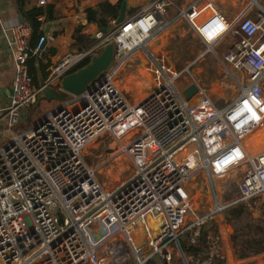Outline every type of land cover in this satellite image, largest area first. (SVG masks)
Instances as JSON below:
<instances>
[{"label":"built area","instance_id":"obj_1","mask_svg":"<svg viewBox=\"0 0 264 264\" xmlns=\"http://www.w3.org/2000/svg\"><path fill=\"white\" fill-rule=\"evenodd\" d=\"M36 3L45 7L49 0ZM167 4L150 0L120 25L113 21L90 47L55 63L38 87L28 60L43 59L46 38L31 47L29 22L11 26L14 80L1 118L8 128L36 104L43 88L62 92L63 76L109 43L114 61L84 93L69 95L0 149V264L223 261L215 255L222 251L219 217L264 195V146L257 148L264 139L249 137L264 127V8L260 0H249L255 18L240 15L233 21L216 10L214 0L181 11L203 50L178 72L155 62L152 89L132 103L117 76L132 53L148 54L146 45L169 26ZM205 11L211 15L203 20ZM207 57L239 92L223 106L211 99L208 78L200 82L194 75ZM181 78L184 85L177 84ZM192 84L197 92L185 99L182 92ZM107 133L116 142L126 140L122 147L132 165L113 189L97 181L83 157L85 147ZM201 173L208 178L212 205L196 214L187 184ZM223 177L236 182L227 202L213 185Z\"/></svg>","mask_w":264,"mask_h":264},{"label":"rangeland","instance_id":"obj_2","mask_svg":"<svg viewBox=\"0 0 264 264\" xmlns=\"http://www.w3.org/2000/svg\"><path fill=\"white\" fill-rule=\"evenodd\" d=\"M171 23L162 33L154 36L146 45L145 49L149 55L145 53L144 50L132 53L127 59L126 65L119 71L117 79L122 87L121 90H123L124 94H126L127 98H129L132 103L139 101L142 94L146 96L152 89L154 85L155 62L178 72L203 50L202 43L186 21L184 23H179V25ZM205 60V62H202L201 65L196 68L194 75L200 82H206L208 78L206 83L209 85L208 93L211 99L217 106H223L226 101L238 95V89L226 75L224 76L220 73V68L216 65L212 57H207ZM143 70H147L149 75H142L141 72H143ZM147 77H150V85L146 83ZM185 83L186 81L181 78L177 84L184 85ZM132 86L136 88L137 94L139 93V95L134 97L131 95L132 91L130 93L128 92ZM66 99H69V95H67ZM44 110V112H46L50 110V108H45ZM19 119L20 121L13 127V130L18 131V133H23L27 130L25 127L27 126V119L23 117ZM263 132L264 128L254 134L261 135ZM262 138L264 139V134ZM250 139L256 140L257 138L250 137ZM125 141V139H120L116 142L115 139L107 133L92 141V145L83 152V157L88 166L93 169L97 181L106 189H113L116 187L127 178L132 171L130 160L122 147ZM261 146H264L263 142H257V148ZM213 185L223 201L227 202L231 200L236 194V182L234 180L232 181L231 178H217L214 180ZM223 186H225L224 195L221 194V187L223 188ZM187 187L191 194L192 204L197 206L194 207L195 213L203 214L207 212L208 208L212 205V191L209 187L207 176L201 173L192 177ZM234 209L236 208L231 207L227 213H225L227 215L225 219L229 217L231 224L229 232L233 230L230 235L228 232L229 240L233 241L232 237L233 235L236 236V234L238 238L241 239V237H243L241 233H244L243 235H246L248 238H253L252 235L248 234V232L251 231V228L248 227V225H250L248 223L250 222V217L244 218L243 222H238L239 220H236L233 214ZM240 225H245V228H240ZM251 232L253 233V231ZM260 238L264 240L262 233L260 234ZM231 259L230 263L227 262L228 264H231V262L232 264H264V251L254 255V257L251 256L245 259L237 258L236 260L234 256H232ZM216 264H225V261L218 260Z\"/></svg>","mask_w":264,"mask_h":264},{"label":"crops","instance_id":"obj_3","mask_svg":"<svg viewBox=\"0 0 264 264\" xmlns=\"http://www.w3.org/2000/svg\"><path fill=\"white\" fill-rule=\"evenodd\" d=\"M149 1L150 0H126L127 15H131ZM197 1L199 0H169V4L164 8V17L169 22V25L171 22L174 25L184 23L185 21L183 17L180 16V12L186 10L188 6ZM101 2H109L114 5L118 0H49L47 6L53 7L52 19H47L45 16L39 19L42 22L40 37L46 38L43 46L46 53L43 59L39 60L36 58L45 66V72H47V74H49L50 68L65 55L79 52L86 47L85 44L82 43V36L89 37L91 40L96 39L92 37L98 27L87 23V9L94 8ZM260 4L264 8V0H260ZM37 7L40 6L37 5L36 0H0V120L2 116L5 115L10 104V92L14 80V63L10 50L8 49L11 26L17 21L24 19L23 14L25 12ZM214 7L217 11L222 13L228 21H233L240 15L250 18H255L256 16V9L250 6L249 0H214ZM210 15L209 11H205L199 18L204 20L209 18ZM141 73L142 75H149L147 70H143ZM149 78L147 77L146 79L147 85H150ZM45 79L46 78L43 79L39 76V85ZM131 91L132 96L135 97L139 95V93L137 94L136 88L133 86L128 90L129 93ZM144 95L142 94L140 98L142 99L145 97ZM62 103L63 102L59 103L55 100L48 101L44 99L43 96H40L36 104L26 110L21 116L27 119V126H25L27 130L32 127L36 121ZM45 108H50V110L44 112ZM5 120L6 119L0 121V149L10 141L13 134H19L18 131H14L13 128H8ZM263 134H253L249 137L263 140ZM91 145L92 143L87 145L85 150ZM246 204L237 207L244 208L250 219L264 220V195L258 197L255 203L252 201ZM226 216L227 215L219 218L217 221L222 236V251L225 253L227 259L225 260V264L226 262L230 263L232 256L237 260L233 241L229 240V235L233 230L229 232L231 224L229 217L225 219ZM252 256L254 257V255Z\"/></svg>","mask_w":264,"mask_h":264},{"label":"trees","instance_id":"obj_4","mask_svg":"<svg viewBox=\"0 0 264 264\" xmlns=\"http://www.w3.org/2000/svg\"><path fill=\"white\" fill-rule=\"evenodd\" d=\"M122 0H118V2L114 5L110 4L109 2H101L94 8L87 9V23L96 25L98 30L105 34L106 31L111 28L112 22L116 20L118 17L120 7H121ZM137 11V10H136ZM135 13V12H134ZM133 14V13H132ZM131 14V15H132ZM131 15H127L129 17ZM45 16L47 19H52L53 16V7L47 6L33 8L23 14V18L27 20L32 28V36L30 40L31 47H36L40 42V33L42 32V22L39 20L40 17ZM82 43L85 44V48L90 47L92 44L95 43V40L89 39V37L82 36ZM84 48V49H85ZM82 49V50H84ZM80 50V51H82ZM90 60H86L81 63L77 68H75L72 72L76 71L79 68L84 67ZM28 71L29 75L31 76L32 83L35 87L39 86V76L40 78H47L48 74L45 72V66H43L39 60L35 57L28 60ZM71 73V72H70ZM236 220L238 219L243 222L244 218H248L249 215L245 211L244 208L236 207L233 212ZM240 218V219H239ZM253 220V221H251ZM250 231L248 232L249 235H252L253 238H248L244 233H241L243 237L238 238L233 235V246L235 249V255L238 259H244L250 257L252 255L260 254L264 251V240L260 238V234L264 236V220L260 219H250L248 222ZM244 224V223H243ZM245 225H240V228L244 227ZM226 264H228L226 262Z\"/></svg>","mask_w":264,"mask_h":264},{"label":"water","instance_id":"obj_5","mask_svg":"<svg viewBox=\"0 0 264 264\" xmlns=\"http://www.w3.org/2000/svg\"><path fill=\"white\" fill-rule=\"evenodd\" d=\"M127 7L126 0L121 3L120 11L118 17L114 21L116 26L120 25L126 18ZM108 29L106 32H109ZM98 29L94 32L93 37L97 34ZM45 43V42H44ZM42 44V47L44 46ZM114 61V50L112 44H107L102 51L97 55L91 57L90 61L82 68L77 69L63 76L60 85L62 92H57L53 88L45 87L42 90V96L48 101H58L59 103L66 100L67 95L79 96L84 93L87 87L103 72L107 71ZM197 92V87L195 85H190L183 90L182 94L185 99H189L191 95ZM35 124V123H34ZM36 125V124H35Z\"/></svg>","mask_w":264,"mask_h":264},{"label":"bare ground","instance_id":"obj_6","mask_svg":"<svg viewBox=\"0 0 264 264\" xmlns=\"http://www.w3.org/2000/svg\"><path fill=\"white\" fill-rule=\"evenodd\" d=\"M143 98H144V97H143ZM143 98H142V99H143ZM142 99H140V100H142ZM140 100H139V101H140ZM102 136H103V135H102ZM102 136H101V137H102ZM99 137H100V136H99ZM96 139H97V138H96ZM96 139H95V140H96ZM93 141H94V140H93ZM90 143H92V141H91ZM90 143H89V144H90ZM89 144H88V145H89ZM84 150H85V149H84ZM215 255H216L217 257H219V256L222 257V260H223V261L227 260V259H226V255H225V253H224L223 251H217ZM212 261H215L214 258H212V257H210V258H205V259H203L199 264H209V263L212 262Z\"/></svg>","mask_w":264,"mask_h":264}]
</instances>
